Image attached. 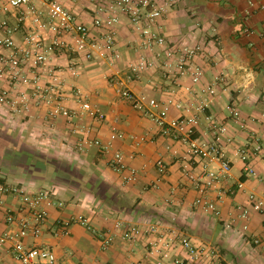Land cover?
<instances>
[{
    "label": "crops",
    "instance_id": "obj_1",
    "mask_svg": "<svg viewBox=\"0 0 264 264\" xmlns=\"http://www.w3.org/2000/svg\"><path fill=\"white\" fill-rule=\"evenodd\" d=\"M30 1L47 13L43 0ZM249 2L178 0L159 23L160 31L174 47L202 49L196 61L204 70L202 86L213 84L217 77L223 79L218 82L217 97L208 109V114L217 123L225 124L229 132L224 151L231 163V177L222 180L218 190L209 195L221 210V217L196 204L198 193L184 173L186 147L162 135L156 123L124 100L110 81L115 76L126 77L127 64L137 57L140 42L129 19L121 14L117 27L118 49L123 55L120 62L110 66L99 60L60 54L49 63V68L58 69L69 86L81 89L95 110L106 115L104 121L91 115H84L82 120L52 119L45 108L19 114L0 104V183L29 193L48 191L56 202L64 204L50 209L42 235L37 240L29 238V246L53 249L59 264H154L157 258L149 254V242L154 237L142 236L136 242H128L116 232L114 243L104 250L100 235L113 232L116 222L142 229L158 222L163 230L185 235L196 245L218 249L222 264H264L260 251L259 260L250 253L251 249H258L248 236H243L239 229L230 231L225 227L237 214L235 207L246 204L250 193L264 199V183L245 176L238 155V149L247 144L253 133L264 131L257 122L264 113V10ZM63 5L97 32L93 20L100 0H66ZM6 18L12 26L16 25L14 14ZM25 33L26 29H20L14 34L17 43H21ZM48 36L52 38L51 34ZM73 61L78 64L76 79L67 70ZM127 87L137 96L173 100L184 106L200 98L198 92H189L188 89L195 88L189 77L172 79L160 65ZM149 93L153 96L149 97ZM66 105L72 111L80 110L72 98ZM230 107L240 111L246 128L235 121ZM180 115L181 110L173 106L171 118ZM209 131L203 123L199 133L206 135ZM113 132L125 135L114 143L113 151L122 152L127 166L138 171L135 183H125L127 172L110 167L112 153L85 143L99 140L105 144ZM159 160L168 167L164 177L156 168ZM251 164L258 177L264 179V160L252 159ZM219 168V164H212L214 171ZM193 173L200 175V167L195 166ZM241 182L244 187L238 189ZM19 207L20 201L10 195L5 198L0 208V236L8 230L6 210ZM73 216H86L93 231L72 223L68 235L57 236V225ZM249 233L264 237V215H252ZM174 254L185 257L180 248ZM0 264H18L10 244L0 247Z\"/></svg>",
    "mask_w": 264,
    "mask_h": 264
},
{
    "label": "built area",
    "instance_id": "obj_2",
    "mask_svg": "<svg viewBox=\"0 0 264 264\" xmlns=\"http://www.w3.org/2000/svg\"><path fill=\"white\" fill-rule=\"evenodd\" d=\"M64 1L66 0H43L47 7L45 14L32 5L30 0H0V104L19 114H29L34 109L45 108L52 119L64 117L82 120L84 115H91L104 121L106 115L95 110L81 89L69 86L58 69L49 68V63L60 54L83 57L87 61L99 60L110 66L120 62L123 55L118 49L117 27L120 15L126 16L140 38L137 57L128 62L126 77L115 76L110 81L117 86L118 93L124 100L156 123L162 135L186 147L184 173L193 182L198 193L196 204L220 218L222 212L209 195L218 190V184L222 180L231 177V163L224 151L225 142L229 141V132L225 124L217 123L208 114V109L217 97V84L223 79L217 77L213 84L202 86L204 70L196 62L202 55V49L199 46L174 47L160 31V21L178 0H100L101 5L96 9L93 20V28L97 32L67 10L63 5ZM254 1L250 0L251 6L258 5L259 9L264 10V0ZM13 14L16 17L15 26L6 18ZM105 14L108 15L104 17ZM20 29H26V33L21 43H17L14 34ZM50 34L52 38H49ZM5 51H9V54ZM77 65L73 61L67 68L74 79L79 77ZM159 65L172 79L189 77L195 88L188 90L193 95L198 92L199 100L184 106L173 100H147L129 90L128 83ZM70 98L79 104V111H72L67 107L66 102ZM173 106L181 110V115L177 118L170 116ZM229 110L241 128H246L240 120V111L235 107H230ZM257 122L264 127V113ZM203 123L210 130L206 135L199 133ZM124 137V133L113 132L105 144L99 140L85 143L100 147L106 154L112 153L110 167L117 172H127L123 178L125 183H135L138 171L127 166L122 152L113 151L114 143ZM144 141L145 139H141V142ZM238 155L244 164L245 176L257 178L264 183V179L258 177L251 164L252 159L264 160V131L253 133L247 144L238 149ZM213 163L219 164L218 171L212 169ZM195 166L200 167V175L193 173ZM156 168L160 177L167 174L168 167L164 161H157ZM243 187L244 183H239L238 189ZM9 195L20 201V207L6 210L5 223L8 230L0 236V247L10 244L18 264H59L53 249L29 246L26 241L29 238L37 240L42 235L50 209L57 205L63 207L64 204L56 202L48 191L29 193L0 183V208ZM235 209L237 214L225 223L226 229H239L264 255V237L249 233L252 215H264V199L256 193H250L247 203L238 205ZM72 223L93 231L91 221L86 216H73L66 222H60L57 225L60 228L55 234L68 235ZM238 223H241L240 227ZM116 232H120L122 239L128 242H136L142 236L154 237L149 242V254L157 258L154 264H222L218 249L196 245L185 235L163 230L158 222L148 224L145 229L116 222L113 232L107 231L100 235L104 250L114 243ZM178 248L184 252L185 257L174 254Z\"/></svg>",
    "mask_w": 264,
    "mask_h": 264
},
{
    "label": "rangeland",
    "instance_id": "obj_3",
    "mask_svg": "<svg viewBox=\"0 0 264 264\" xmlns=\"http://www.w3.org/2000/svg\"><path fill=\"white\" fill-rule=\"evenodd\" d=\"M148 96L151 97V96H153V94L149 93ZM147 100H150V99H147ZM250 253L257 260H259V259L262 258L261 257L262 254L258 250H256V249H251Z\"/></svg>",
    "mask_w": 264,
    "mask_h": 264
}]
</instances>
